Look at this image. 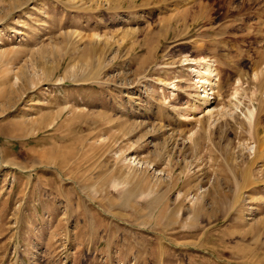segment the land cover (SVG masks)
<instances>
[{
    "label": "rangeland",
    "instance_id": "374dc122",
    "mask_svg": "<svg viewBox=\"0 0 264 264\" xmlns=\"http://www.w3.org/2000/svg\"><path fill=\"white\" fill-rule=\"evenodd\" d=\"M0 264H264V0H0Z\"/></svg>",
    "mask_w": 264,
    "mask_h": 264
},
{
    "label": "bare ground",
    "instance_id": "6f19581e",
    "mask_svg": "<svg viewBox=\"0 0 264 264\" xmlns=\"http://www.w3.org/2000/svg\"><path fill=\"white\" fill-rule=\"evenodd\" d=\"M192 68V69H191ZM191 70H193V71H196L197 69L195 68V67H193V66H191ZM212 65L211 64H207L206 66H204V67H202V70L200 71V75H201V79H202V82H205V81H207L206 79H208L207 77H210L211 79H214L213 78V76L214 75H216V74H214L213 75V73L214 72H212ZM217 76V75H216ZM217 79V78H216ZM209 80V79H208ZM217 88V87H216ZM211 89H214V87H212ZM211 92V91H210ZM215 92V91H214ZM213 93V92H212ZM253 115V112H251V116ZM182 117V116H181ZM186 117V116H185ZM184 117V118H185ZM188 117V116H187ZM179 120H181V118L179 119Z\"/></svg>",
    "mask_w": 264,
    "mask_h": 264
}]
</instances>
